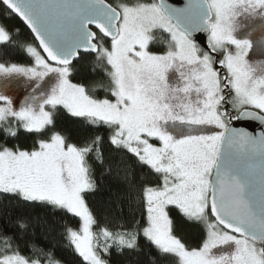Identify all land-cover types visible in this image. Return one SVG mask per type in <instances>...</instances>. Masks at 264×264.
Masks as SVG:
<instances>
[{"label":"snow or ice","instance_id":"1","mask_svg":"<svg viewBox=\"0 0 264 264\" xmlns=\"http://www.w3.org/2000/svg\"><path fill=\"white\" fill-rule=\"evenodd\" d=\"M256 31L264 55V0H0V199L30 210L0 214V264H60L49 217L82 264H109L113 247L145 264H264V130L230 126L264 125ZM93 54L91 82H74ZM14 81L27 92L18 106ZM107 178L119 211L94 233L87 197Z\"/></svg>","mask_w":264,"mask_h":264},{"label":"trees","instance_id":"2","mask_svg":"<svg viewBox=\"0 0 264 264\" xmlns=\"http://www.w3.org/2000/svg\"><path fill=\"white\" fill-rule=\"evenodd\" d=\"M106 2L115 5L116 2L114 0H105ZM13 24L20 26L26 35H29V31L24 27V25L17 19H13ZM14 60L19 61L20 63H26V60L23 56H14ZM93 62L94 55H85L84 59L80 61L77 65L79 70V74L75 77L74 82L79 81L86 84H89L93 79ZM102 95V93H101ZM15 99V97H13ZM76 118L69 116L67 113H64L62 117H60V124L63 128L69 130L73 136L79 133V127L75 123ZM23 147L31 148L33 144V137L21 132L19 140L17 141ZM96 179L101 181V173L99 170L95 173ZM117 191V185L113 183L111 178L103 179L100 183V191H97L94 194H91L87 197V202L89 204L90 209L93 211L94 216L97 219V225L93 226L94 233H98L100 227H104L107 220H111L112 216L118 212L119 210L115 208L114 205H110V200H115V196L113 192ZM11 206L13 208V214L17 215L22 212H30L29 209L19 208L15 205H9L6 199H0V214H2L3 210L7 207ZM41 209H36L35 212H32V215H40ZM125 211H127L125 209ZM49 223L53 224L52 229V237H50L49 247L54 250V259L59 261L60 264H82V258H80L75 252L74 249L68 244V241L63 238L61 235L63 232V228L60 226L63 223L60 220H56L53 223L51 217L48 218ZM65 222L69 224L70 227L78 228V224L74 220H69L65 218ZM3 224L2 216H0V225ZM111 231H115L116 229L109 225ZM39 232V229L37 230ZM187 234V242L195 247L200 242V234L194 229H185ZM11 234V230L9 233ZM141 242H143L141 240ZM27 254V253H24ZM136 254L129 255L127 252L124 255H121L117 252V249L113 247L111 249V256L105 257L109 259V264H145L146 258L142 255L138 258Z\"/></svg>","mask_w":264,"mask_h":264},{"label":"water","instance_id":"3","mask_svg":"<svg viewBox=\"0 0 264 264\" xmlns=\"http://www.w3.org/2000/svg\"><path fill=\"white\" fill-rule=\"evenodd\" d=\"M156 2L160 3V0H156ZM106 3H108V2H106ZM165 3L168 5H171L174 8H184L189 3V0H165ZM17 19L19 20V18H17ZM20 22L23 24L22 21H20ZM24 27L26 28L25 25H24ZM90 28L94 29L95 31L98 32V29L95 28V25H91ZM28 31L30 33V30H28ZM192 38H193L194 42H196L200 47L207 49V41H206L207 40V33L195 32V33H193ZM230 126L233 128L246 130V131L252 133L253 135H256L261 130H264V125H261L258 121L251 120V119L235 120L234 122H232L230 124Z\"/></svg>","mask_w":264,"mask_h":264},{"label":"rangeland","instance_id":"4","mask_svg":"<svg viewBox=\"0 0 264 264\" xmlns=\"http://www.w3.org/2000/svg\"><path fill=\"white\" fill-rule=\"evenodd\" d=\"M114 1H118V0H114ZM120 1L116 2V4H118ZM113 5V6H115ZM251 23V22H250ZM260 36L261 33L259 31H257V33H255L251 39H253V41H258L260 40ZM207 41V40H206ZM162 45V44H160ZM259 46H254V50L252 52H250L249 55V60L250 63L253 64V66L257 69V74H261L262 72H264V55H262L259 51H257L256 49ZM3 78H0V81H2ZM27 91H30V89H28ZM10 95H13V97H15L14 101L16 103V105H19V102L23 99V97L27 94L26 90L22 87V86H18L17 83L14 81L12 85H10Z\"/></svg>","mask_w":264,"mask_h":264},{"label":"flooded vegetation","instance_id":"5","mask_svg":"<svg viewBox=\"0 0 264 264\" xmlns=\"http://www.w3.org/2000/svg\"><path fill=\"white\" fill-rule=\"evenodd\" d=\"M150 2H155V3H157L156 2V0H150ZM93 31H95L94 29H92ZM255 33H257V31L256 32H253V34H252V36L255 34ZM157 36H158V40H163V38H165V37H167V34L166 33H161V32H158L157 33ZM161 43H158V45H157V47H162L163 45H160ZM108 46L110 47V41H109V43H108ZM254 46H259V44H258V41H254ZM229 109L231 110V106H229ZM239 113L238 112H236L235 110H232V115H238ZM235 120H232L231 121V123L232 122H234Z\"/></svg>","mask_w":264,"mask_h":264}]
</instances>
